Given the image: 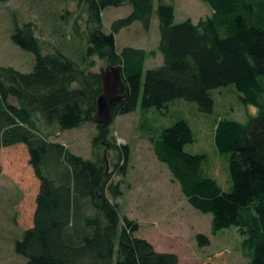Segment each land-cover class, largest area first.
Returning a JSON list of instances; mask_svg holds the SVG:
<instances>
[{
  "label": "trees",
  "instance_id": "16d2710c",
  "mask_svg": "<svg viewBox=\"0 0 264 264\" xmlns=\"http://www.w3.org/2000/svg\"><path fill=\"white\" fill-rule=\"evenodd\" d=\"M75 1L87 17L84 31L76 19L72 23L69 40L81 45L76 59L60 49L44 53L28 22L16 26L10 38L33 54L32 70L0 66V148L24 144L39 180L34 226L15 241V254L26 264H180L176 254L159 253L138 238L139 224L121 215L117 199L123 196L124 179L112 182L106 151L116 155L115 173L122 178L131 153L127 144L116 143L112 124L93 120L102 83L90 68L92 58L99 57L122 70L119 93L124 98L115 106L114 118L138 108L143 118L153 109L177 113L173 107L181 101L209 114L213 91L227 87L235 88L243 104L257 108L245 123L220 119L216 124L214 144L227 157L228 191L208 171L206 154L185 151L194 142L186 119H177L158 135L147 124L148 132H141L188 204L212 216V233L236 227L245 237L244 253L251 257L247 264H264V0H203L212 14L197 24L190 19L175 23L173 0ZM120 7L129 12L114 19L106 33L102 12ZM153 17L162 63L145 71L147 52L133 46L119 50L116 37L137 23L148 31ZM89 123L95 127L91 159L50 141L41 130L66 131ZM196 240L200 246L209 244L203 234Z\"/></svg>",
  "mask_w": 264,
  "mask_h": 264
},
{
  "label": "rangeland",
  "instance_id": "374dc122",
  "mask_svg": "<svg viewBox=\"0 0 264 264\" xmlns=\"http://www.w3.org/2000/svg\"><path fill=\"white\" fill-rule=\"evenodd\" d=\"M173 4L175 23L190 19L197 24L212 14L211 8L203 0H173ZM128 12V7L104 10V31L108 33L111 22L126 16ZM86 18L75 0H0V66L12 67L23 73L32 70L33 54L21 50L10 38L16 26L22 28L28 22L34 25V33L44 53L60 49L76 59L77 49L81 45L69 40L71 27L76 19L79 30L84 31ZM158 38V24L156 17H153L146 32L138 23L122 30L116 37V46L119 50L123 46L144 49L147 52L146 71L160 58L162 63L157 50ZM92 59L90 71L100 73L108 68L105 59ZM212 94L214 108L209 114L200 112L195 103L181 101L173 107L177 113L169 110L161 114L153 109L143 118L138 108L132 113L116 116L111 126L112 135L116 143L130 147V163L122 178L115 173L114 165L118 162L116 155L106 151L107 172L111 173L113 183L124 179L121 185L123 196L117 199L121 215L139 224L136 236L151 243L157 252L176 254L180 264H247L251 257L245 255L243 250L245 237L233 226L212 233V216L188 204L179 184L172 179L167 167L156 160L149 139L141 132H148L147 124L151 126L150 133L158 135L162 128L170 126L177 119H186L193 131L194 142L186 145L185 151L189 154H206L208 171L215 176L221 188L228 191L231 182L227 157L220 155L214 144L216 124L220 119L245 123L258 110L243 104L234 87L218 89ZM41 130L48 134L50 141L64 144L71 153L84 159L93 157V124L66 131L57 128L46 130L43 127ZM28 161V150L24 144L0 148V264H26L23 257L15 254L14 244L25 230L34 226L39 180ZM197 234L208 237L209 244L200 246L196 240Z\"/></svg>",
  "mask_w": 264,
  "mask_h": 264
},
{
  "label": "water",
  "instance_id": "95a60500",
  "mask_svg": "<svg viewBox=\"0 0 264 264\" xmlns=\"http://www.w3.org/2000/svg\"><path fill=\"white\" fill-rule=\"evenodd\" d=\"M102 92L96 100V112L93 120L96 124L109 126L114 121V108L124 98L119 93L124 84L120 67H108L100 71Z\"/></svg>",
  "mask_w": 264,
  "mask_h": 264
},
{
  "label": "crops",
  "instance_id": "0c3cea01",
  "mask_svg": "<svg viewBox=\"0 0 264 264\" xmlns=\"http://www.w3.org/2000/svg\"><path fill=\"white\" fill-rule=\"evenodd\" d=\"M158 40H159V38H158ZM161 63V58L159 59V62L157 63V64H155L154 66H157V65H159ZM154 66H152V67H154Z\"/></svg>",
  "mask_w": 264,
  "mask_h": 264
}]
</instances>
